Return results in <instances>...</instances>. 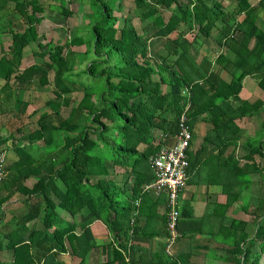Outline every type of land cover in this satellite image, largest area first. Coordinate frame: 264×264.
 Masks as SVG:
<instances>
[{"label": "trees", "instance_id": "obj_1", "mask_svg": "<svg viewBox=\"0 0 264 264\" xmlns=\"http://www.w3.org/2000/svg\"><path fill=\"white\" fill-rule=\"evenodd\" d=\"M124 1L80 0L85 18L76 36L59 43L40 33L48 13L60 10L51 0H0V116L10 117L0 147L16 155L7 176L18 188L0 198V209L16 192L13 204L23 206L14 227L1 229L0 249L10 252L11 264H86L94 249L90 226L99 221L117 242L104 264H121L123 236L131 241L138 233L135 226L128 235L129 215L151 180L150 157L177 133L182 115L190 129L204 116L211 129L203 143L223 150L237 146L240 122H257L238 158L228 159L235 178L228 204L241 201L249 221L233 219L217 241L224 263L264 264V0H127L143 26L122 17L118 27ZM29 54L40 61L22 68ZM246 79L256 82L261 100L242 98ZM49 86L28 129L34 102L15 99V91ZM124 174L129 192L116 181Z\"/></svg>", "mask_w": 264, "mask_h": 264}, {"label": "crops", "instance_id": "obj_2", "mask_svg": "<svg viewBox=\"0 0 264 264\" xmlns=\"http://www.w3.org/2000/svg\"><path fill=\"white\" fill-rule=\"evenodd\" d=\"M229 1L235 3L232 0ZM156 45L160 47L162 42ZM195 51L192 48L189 51L190 56L194 55ZM159 52L164 54L166 50L162 47ZM200 52L202 57L206 52V47L200 48ZM246 90L248 89L246 88ZM258 92L260 93L259 89ZM243 93H247L245 89ZM260 95L263 96L261 93ZM250 97L251 95L249 97L244 96V98H248L251 101ZM14 98L17 99L18 97L16 98L14 95ZM64 109L67 111L62 109L61 115L66 118L69 114V109ZM203 117L201 116L194 120L191 125L192 140L187 151L189 169L186 187L180 196L181 209L186 214L183 217L181 215V237L174 248L173 257L179 264L181 260L186 259H188L189 264H228L221 260L226 254L221 250L220 244H218L220 241H217L219 239L217 235L220 233L221 228L228 226L233 219L244 220L243 214L237 209V204L241 205V201L231 205L228 204V189H230V186L226 185V183L229 179L228 174H231L228 164L231 161H228V159L231 156L234 159L238 158L237 152L242 151L241 147L246 136L251 134L242 135V133L241 138L236 142L237 146H228L225 150L220 146L204 144L203 138L210 132L211 125ZM1 124L5 129L7 122ZM2 127H0V141L5 140L9 136L8 131L6 129L3 130ZM239 127L242 130L244 129L241 125ZM203 144L205 146H202ZM9 153L11 155L8 163L11 165L16 160V155L13 150H10ZM241 162L244 163V161ZM126 178V174L122 177L117 176L116 181L122 186L125 185L124 187L129 192L132 183L126 182ZM16 179H19V177H16ZM8 185L11 187L8 188ZM242 187L243 185L241 189ZM16 188L17 186L12 185L10 182V175L6 176L0 189V198L6 197L11 191H16ZM256 190H260L259 185L254 186V191ZM17 198H19V193H13L12 197L5 202L4 207L0 209V222L2 221L0 231L2 228L6 231L8 225L14 227L15 218L21 212V207L23 208L20 204H13ZM138 208V216L135 223L138 233L136 238L131 241L123 236L122 240L125 239L130 242L129 244L127 243L125 251L120 249L123 258L121 264H156V262H161L160 260L167 262L168 260L164 254L166 242L165 198L143 196ZM236 215L240 216L237 217ZM90 230L94 240V249L84 255V262L86 264H104L110 260L109 247L113 245L117 248V242H114L111 233L99 221L91 224ZM65 260L67 261V258ZM0 264H11V254L5 249H0ZM114 264L120 263L115 262Z\"/></svg>", "mask_w": 264, "mask_h": 264}, {"label": "built area", "instance_id": "obj_3", "mask_svg": "<svg viewBox=\"0 0 264 264\" xmlns=\"http://www.w3.org/2000/svg\"><path fill=\"white\" fill-rule=\"evenodd\" d=\"M187 121L186 116L182 115L178 122L177 133L166 144L160 145L158 151L150 158L151 180L140 190L141 195L165 198L164 253L168 257L172 256L173 248L179 238L177 226L182 211L180 196L186 187L189 167L187 151L192 140V131ZM5 165L6 153L0 150V186L5 176Z\"/></svg>", "mask_w": 264, "mask_h": 264}, {"label": "rangeland", "instance_id": "obj_4", "mask_svg": "<svg viewBox=\"0 0 264 264\" xmlns=\"http://www.w3.org/2000/svg\"><path fill=\"white\" fill-rule=\"evenodd\" d=\"M42 1H46V0H42ZM232 1L235 2V0H232ZM252 1L254 2L255 0H252ZM51 4L57 6L58 9H60V10L62 9V10L69 11L71 15H65V14L61 13L60 10H56V11H53L51 13H48L49 19L47 16L46 21H44V23L42 24V26L40 28V33L50 32V34L54 40L57 39V42L63 43L65 38H68L71 36H76L74 34L75 33L74 31L80 28L81 21L84 20V18H85L84 15H85V12L87 11V8L83 7L81 5L80 0H51ZM123 5H124V7L123 6L121 7V10H123V11L121 12V15H119L120 17L118 19L117 26L121 27L122 21H123L122 17H125V19L127 20V22L129 24L142 27L143 25L139 22V20L136 17H134V14H132V12L129 9L130 3L127 0H125ZM27 11L31 14L33 12V8L28 7ZM261 20L264 21V15L262 16ZM262 21H260V22H262ZM84 30H83V32H84ZM83 32L80 35H83ZM85 38H86V36H84V39ZM5 41H7V39H5ZM5 41H4V44H5ZM30 47L32 48V50H35V48H36L34 43H31ZM39 61H40V59L37 58L34 54H29L22 61V68H24L26 66H30L31 64L38 63ZM82 80L84 82H89L90 78L84 77V78H82ZM244 85H245L244 89L247 93H243L242 94L243 97L244 96L249 97V95H251L250 98H251L252 103L255 102L256 100H261L260 98H262L261 97L262 95L259 96L260 93L258 92V89L256 88V82H253V84H251L249 79H246ZM246 88L248 90H246ZM50 90H51V87L49 86V87H45L44 89L43 88H35L34 90H31L29 92H20V91L15 92L16 98L18 97L20 99L29 100V101L32 100L34 102V104L28 108V113L30 114L34 111H36V113H35V115H31L29 120L28 119L25 120V122L28 123L27 124L28 129L35 126V123H36V120L38 119L40 110H41L42 106L44 105V101L46 99H48V97L50 96V93H49ZM258 97H259V99H257ZM63 110L65 111L66 109H63ZM8 118H10V117L8 116ZM8 118L6 116H4V117L0 116V127H2L1 123L4 124L5 122H7L6 120ZM256 124H257V122H255V123L254 122H251V123L240 122L239 125H241L245 129V131H244V129L242 130L243 134L242 133L241 134L242 135H247L249 133L252 134L253 130L257 129ZM3 130H5V129L3 128ZM14 136L18 137V135H16V134H14ZM240 153L241 152H237V156ZM10 155L11 154L9 153L8 159H9ZM228 176H229V179H228L226 185L234 187L235 178L231 174H228ZM256 180H258V177H256ZM241 182L244 183V179H241ZM244 184H242L243 188H244ZM247 186H249V184H247ZM242 201H244V198L242 199ZM238 205L239 204H237V209H239ZM236 216L239 217L240 215H236ZM243 218H244V220L249 221L248 217H243Z\"/></svg>", "mask_w": 264, "mask_h": 264}, {"label": "clouds", "instance_id": "obj_5", "mask_svg": "<svg viewBox=\"0 0 264 264\" xmlns=\"http://www.w3.org/2000/svg\"><path fill=\"white\" fill-rule=\"evenodd\" d=\"M16 91H18V90H16ZM15 91V92H16ZM4 146H7V145H3V146H1L0 147V150H3L5 153H6V165H5V170H4V174H5V176H4V180H5V178H6V176H7V174H8V168H9V163H8V152L11 150L10 148H5ZM160 147V146H159ZM159 147H158V149H159ZM158 149H157V151H158ZM156 151V152H157ZM155 152V153H156ZM154 156V155H153ZM151 158V157H150ZM188 159V158H187ZM150 160V159H149ZM149 164V163H148ZM149 166V165H148ZM188 169H189V167H188ZM149 171H150V169H149ZM187 173H188V170H187ZM150 176H151V172H150ZM151 178V177H150ZM4 180H3V182H2V184H1V186H0V189H1V187H2V185H3V183H4ZM145 183H148V182H144L143 183V185L145 184ZM142 185V186H143ZM141 186V187H142ZM141 190V189H140ZM143 196H150V195H141V194H139V196H138V198L137 199H135V201H133V210H132V212H131V214L129 215V232H128V235L130 236L131 234H132V231H133V228L135 227V223H136V218H137V213H138V207H139V203H140V200L142 199V197ZM133 220V224L131 225V221ZM165 234H166V232H165ZM178 239H180V233H179V238ZM130 242V241H129ZM129 242H128V244H129ZM177 242H178V240H177ZM177 242H176V244H177ZM165 246V245H164ZM176 246V245H175ZM175 246H174V248H175ZM174 248H173V252H174ZM88 252H90V251H88ZM172 252V256L171 257H168V256H166V258H167V260L168 261H172V260H175L174 259V253ZM165 254V253H164ZM167 261V262H168Z\"/></svg>", "mask_w": 264, "mask_h": 264}]
</instances>
